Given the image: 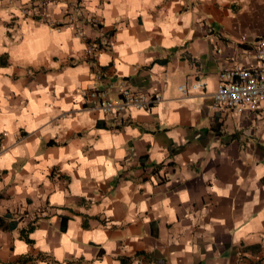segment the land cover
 <instances>
[{"label":"crops","instance_id":"obj_1","mask_svg":"<svg viewBox=\"0 0 264 264\" xmlns=\"http://www.w3.org/2000/svg\"><path fill=\"white\" fill-rule=\"evenodd\" d=\"M40 1L0 0V264H264V106L213 101L264 0H80L83 38ZM94 89L161 100L106 117Z\"/></svg>","mask_w":264,"mask_h":264},{"label":"built area","instance_id":"obj_2","mask_svg":"<svg viewBox=\"0 0 264 264\" xmlns=\"http://www.w3.org/2000/svg\"><path fill=\"white\" fill-rule=\"evenodd\" d=\"M10 3L16 5L18 0H9ZM58 0H41L39 6L45 8L48 4H55ZM80 0L73 3V15L68 17L67 25L74 27L76 36L83 38V27H92L95 31H101L100 21L94 17L83 18L78 14L80 10ZM27 10L24 14L27 15ZM82 17V18H80ZM41 23L47 24L53 29H60L65 23L54 24L45 17L39 19ZM99 51L96 42H88L86 47V56L88 60L94 61ZM253 55L255 65L250 67H236L233 69H226L219 74V83L213 93V101L217 108H226L236 113H240L244 108L251 110H258L264 106V40L259 41L254 49ZM200 84H194L190 88L186 86L178 87V90L187 95L190 91L199 90ZM94 97L102 114L106 117H119L125 113L127 109H147L154 103H158L161 98L156 96L154 98H146L144 96H137L125 90L122 93L119 101H111L108 98L107 91L104 89H94Z\"/></svg>","mask_w":264,"mask_h":264}]
</instances>
